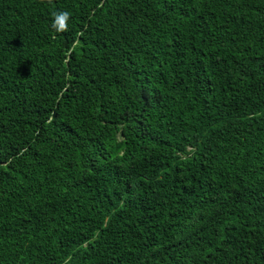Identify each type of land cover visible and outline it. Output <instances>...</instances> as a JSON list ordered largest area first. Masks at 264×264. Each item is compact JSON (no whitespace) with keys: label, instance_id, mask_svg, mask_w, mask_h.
I'll return each mask as SVG.
<instances>
[{"label":"trees","instance_id":"1","mask_svg":"<svg viewBox=\"0 0 264 264\" xmlns=\"http://www.w3.org/2000/svg\"><path fill=\"white\" fill-rule=\"evenodd\" d=\"M0 264H264V0H0Z\"/></svg>","mask_w":264,"mask_h":264},{"label":"clouds","instance_id":"2","mask_svg":"<svg viewBox=\"0 0 264 264\" xmlns=\"http://www.w3.org/2000/svg\"><path fill=\"white\" fill-rule=\"evenodd\" d=\"M53 25L52 27L57 32H64L68 30V20L71 18V14L67 10L58 11L53 13Z\"/></svg>","mask_w":264,"mask_h":264}]
</instances>
